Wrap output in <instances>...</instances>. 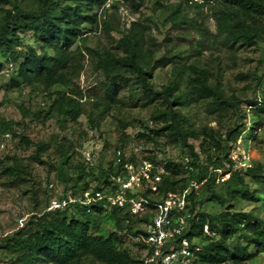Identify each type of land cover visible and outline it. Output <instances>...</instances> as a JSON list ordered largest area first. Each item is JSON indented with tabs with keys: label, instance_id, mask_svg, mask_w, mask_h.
Listing matches in <instances>:
<instances>
[{
	"label": "rangeland",
	"instance_id": "obj_1",
	"mask_svg": "<svg viewBox=\"0 0 264 264\" xmlns=\"http://www.w3.org/2000/svg\"><path fill=\"white\" fill-rule=\"evenodd\" d=\"M34 1L0 0V23L16 5L31 8ZM55 1L59 5L67 4L65 0ZM102 2L101 6H94L89 12L98 13L99 22L83 24L84 34L73 48L84 68L69 86L56 85L44 89L39 84L22 83L12 87V81L20 79L18 69L23 59L14 64L9 61L8 54L0 52V264H15L17 253L11 248L10 237L19 231L28 233L31 228L28 223L35 217L64 209L52 207L66 197L80 199L84 193L95 191L99 180H111L112 174L107 177L105 172L111 166L114 170L117 168L115 151L118 147L124 149L126 160L134 157L135 165L151 161L163 167V176L167 174L166 161H182V157L189 154L188 145L194 144L195 150L204 155V148L209 149L203 132L205 128L212 130L209 132H213L216 139L224 140L227 129L236 124L241 126V136L230 143V152L240 141L242 149L250 155L251 166L241 170L247 193L236 191L233 200L221 205L216 200H207L208 192L203 191L200 198L204 202L200 211L211 215L221 212L247 214L264 224V182L247 173L250 170L264 173V113L257 112V107L264 101V40H257L252 45L235 43L232 46L220 42L215 46L205 39L199 40V37L192 41H165L170 26L165 19L178 6L189 20L191 18L210 32H216V4H202L201 0ZM103 21L107 22L108 28L102 26ZM133 23L145 34V47L154 52L148 60L149 66L155 67L150 78L154 89L161 90L177 83L180 92L175 95L187 93L186 80L190 71L185 70L182 75L180 66L195 63L206 67L218 79H212L211 85L220 87L225 97L235 103L229 108V119L220 118L217 112L211 113L205 99L194 101L190 108L189 97L186 109L177 105L173 108H178L189 122L191 118L199 137L189 136L186 143L181 139L175 141L159 110L167 105L160 99L151 101L138 85L135 75L128 72L127 66H122V74L127 75V81L117 79L119 83L113 91L115 99L111 100L107 93L110 77L102 60L107 52L121 60L127 57L119 40L129 33ZM19 35L21 45L18 49L23 53L32 49L41 56L52 53L34 32L22 29ZM63 90L74 99V103L60 99V91ZM107 103H110V108H106ZM67 157L69 164L62 168ZM84 164L91 167L92 176L73 187L74 181L65 179L76 178L77 168ZM234 174L232 171L229 179L217 184V189L226 192L231 187L239 191L241 184L237 178H232ZM87 183L89 188L84 190ZM142 193L155 196L147 186ZM75 206L69 208L67 216L84 219V213ZM87 212L90 211L87 209ZM100 217L92 233L108 236L116 230L112 210L102 208ZM149 221L150 217L146 221L125 222V227L131 226L134 232L145 233ZM144 233L132 236L128 245L131 254H143L141 243ZM229 242L247 246L251 257L243 264H264V246L258 248L247 244L249 239L245 234L239 232ZM204 243L202 238L191 237V245L203 247Z\"/></svg>",
	"mask_w": 264,
	"mask_h": 264
},
{
	"label": "trees",
	"instance_id": "obj_2",
	"mask_svg": "<svg viewBox=\"0 0 264 264\" xmlns=\"http://www.w3.org/2000/svg\"><path fill=\"white\" fill-rule=\"evenodd\" d=\"M65 1L66 5H59L55 0H35L33 7L16 5L4 16L0 23V52L8 54L9 61L14 64L23 59L18 69L20 79H14L12 87H18L22 83L39 84L44 89H50L56 85L69 86L80 76L84 67L73 48L77 39L84 34L81 29L83 24L99 22L98 13L90 14L89 12L94 6H101L103 2L102 0ZM201 1L202 4H216L214 10L216 32H210L203 27L202 23H195L191 18L189 20L178 6L171 10L165 19V22L170 24L164 37L165 41H192L195 37H199V40L205 39L215 46L219 42L232 46L235 43L252 45L257 40H264V0ZM102 26L108 28L107 22L103 21ZM22 29L34 32L35 36L52 53H45L41 56L34 49L26 54L20 51L18 49L21 45L19 31ZM119 45L127 55L125 59L121 60L107 52L102 60L103 67L110 77L107 93L111 100L115 99L113 91L119 83L117 79L127 81V75L122 74V66H127L128 72L135 75L138 85L151 101L160 99L167 105L166 108H159V110L165 117L167 128L171 131L175 141L181 139L186 143L189 136L196 139L199 137L191 118L189 122L178 108H173L177 105L186 109L189 97L190 108L194 101L197 103L205 99L211 113L217 112L220 118L229 119V108L234 107L235 103L225 97L220 87L214 88L211 85V80L217 78L208 68L195 63H190L188 66L181 65L182 75L185 70L190 71L186 80L188 92L175 95L177 91L180 92L177 83L161 90L154 89L150 83L152 70L155 67H150L148 60L154 52L145 47V34L136 28L135 23L132 24L129 33L124 34L119 40ZM60 99L75 102L65 90L60 91ZM106 108H110V103H107ZM239 112H241L240 108ZM257 112L264 113V101L257 107ZM209 131L212 130L205 128L203 131L206 134L205 141H208L209 145V149L204 148L203 156L195 150L194 144L188 145L189 154L182 157V161H166L167 174L162 176L158 193H154L155 196L143 193V196L151 200H159L168 192H179L190 187V230L186 238L191 242V237L197 236L205 242L199 253V264H226L228 262L243 264L251 257L247 246L232 245L229 240L241 232L249 239L247 244L262 248L264 246L262 237L264 236V224L250 218L247 214L231 215L229 212H221L211 215L200 211L204 202L200 198L203 191L208 192L207 200H216L221 205L233 200L236 191L248 192L241 170L235 171L232 177L237 178L241 184L240 190L230 187L223 192L217 189L215 174L209 168L210 166L222 167L224 163L230 165V143L239 139L242 128L236 124L227 129L224 133V140L216 139L213 132ZM211 149H214V153ZM117 151H121L123 163L135 162L134 157L126 160L124 149L118 147L115 151V163ZM186 158L188 161L185 160ZM68 164L69 157L65 159L62 168ZM116 166L115 170L112 166L109 167V170L105 172L107 177L111 174L112 176L117 175L122 171V164H116ZM62 168L60 173L63 172ZM90 169L89 165H80L77 168V177H69L65 181H74L73 187H75L86 177L92 176ZM247 173L256 180L264 182V173L253 170ZM194 183L199 187L197 188ZM110 184V179L99 180V186L95 191L103 190ZM88 188L87 183L84 190ZM67 189L66 186L65 190ZM156 196L159 198H154ZM73 205L81 209L85 215L84 219L78 220L67 216L69 208ZM102 208V206H95L87 212V206L70 203L64 209H56L46 215L35 217L34 221L28 223L31 225L28 233L19 231L10 237L11 248L17 253L15 264H82L87 262L90 264H144L142 255L135 256L128 249L132 236H136L139 232L144 233V231L134 232L131 226L125 227V222L146 221L150 215L136 216L124 209L112 208L116 230L108 236H103L92 233V228L97 226L101 220ZM141 244L143 249L147 247L144 239Z\"/></svg>",
	"mask_w": 264,
	"mask_h": 264
},
{
	"label": "built area",
	"instance_id": "obj_3",
	"mask_svg": "<svg viewBox=\"0 0 264 264\" xmlns=\"http://www.w3.org/2000/svg\"><path fill=\"white\" fill-rule=\"evenodd\" d=\"M121 155V151H117L116 164H122V171L112 176L110 185L103 190L86 192L80 199L69 196L62 202H55L52 209L79 203L87 206L88 211L95 206H102L108 209H124L136 216L150 215L143 235L147 245L142 254L143 263L199 264L202 247L191 245L186 238L190 230V187L179 192H168L159 200H151L143 196L142 190L147 186L152 194L158 193L164 168L151 161H143L139 165L128 161L123 163ZM229 161L228 167H209L215 174L216 184H222L229 179L232 171L250 168V155L242 149L240 141L231 150Z\"/></svg>",
	"mask_w": 264,
	"mask_h": 264
}]
</instances>
